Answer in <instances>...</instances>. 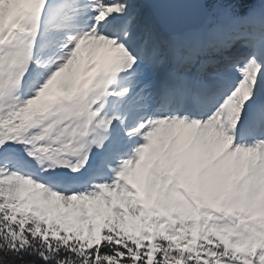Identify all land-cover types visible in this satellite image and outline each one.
I'll return each mask as SVG.
<instances>
[{
    "label": "snow or ice",
    "instance_id": "6c2138e0",
    "mask_svg": "<svg viewBox=\"0 0 264 264\" xmlns=\"http://www.w3.org/2000/svg\"><path fill=\"white\" fill-rule=\"evenodd\" d=\"M0 264H264V0H0Z\"/></svg>",
    "mask_w": 264,
    "mask_h": 264
}]
</instances>
